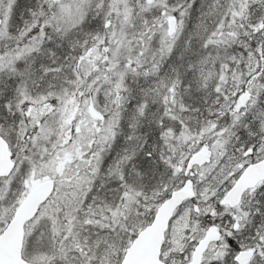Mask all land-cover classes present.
Returning <instances> with one entry per match:
<instances>
[{"label":"snow or ice","instance_id":"6c2138e0","mask_svg":"<svg viewBox=\"0 0 264 264\" xmlns=\"http://www.w3.org/2000/svg\"><path fill=\"white\" fill-rule=\"evenodd\" d=\"M0 264H264V0H0Z\"/></svg>","mask_w":264,"mask_h":264}]
</instances>
